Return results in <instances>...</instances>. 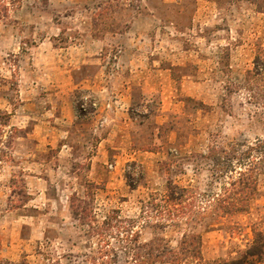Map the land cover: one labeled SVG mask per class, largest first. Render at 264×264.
Wrapping results in <instances>:
<instances>
[{"label":"rangeland","instance_id":"rangeland-1","mask_svg":"<svg viewBox=\"0 0 264 264\" xmlns=\"http://www.w3.org/2000/svg\"><path fill=\"white\" fill-rule=\"evenodd\" d=\"M189 232L200 261L152 264H264V0H0V264Z\"/></svg>","mask_w":264,"mask_h":264},{"label":"trees","instance_id":"trees-1","mask_svg":"<svg viewBox=\"0 0 264 264\" xmlns=\"http://www.w3.org/2000/svg\"><path fill=\"white\" fill-rule=\"evenodd\" d=\"M249 180H250V178H249ZM240 181H242V180L240 179ZM231 185L233 186L234 184L231 183ZM186 191H188V189L186 187H182V189H180V191H173V192L171 189L169 196L177 199V198L183 196V193H185ZM224 194H225V196H223V197H220V195L217 194L218 197L215 196L214 200L216 201L215 205L216 204L220 205L222 202H224L225 204L227 203V205H225V204L222 205L223 207H225L226 211L246 210L245 206H247V201L250 198H252L251 193H247L243 189H239V188H237L233 192L230 191L227 194L225 192ZM168 211H172V210L170 209ZM175 214H178V213H176V212L172 213V215H175ZM132 239H135L134 235H133ZM199 243H200V241H199V237H198L197 233L196 232L195 233L189 232L188 234H185L183 239L181 240V242H180L181 245H180L179 250L171 251V249H169L167 247H165L163 249L164 245H162V249H160L158 246L149 245V247L147 248L148 251L145 254H136L134 256L135 257V263L134 264H143L145 261L152 264V263H155L156 261H159V260H161V261L162 260L163 261L170 260L169 256L161 257L163 254L162 255L161 254H154V250H158V251H161L164 253H166V252L172 253V255L175 256L173 260H175L176 262H182L187 257L193 258V260H196V261H200L202 258V255H201V248L199 246ZM193 260H190V261L192 262Z\"/></svg>","mask_w":264,"mask_h":264},{"label":"crops","instance_id":"crops-1","mask_svg":"<svg viewBox=\"0 0 264 264\" xmlns=\"http://www.w3.org/2000/svg\"><path fill=\"white\" fill-rule=\"evenodd\" d=\"M62 106H64V105H62ZM54 107L55 106H53V105L51 107H49V111H53L54 112L52 115H54L56 119L61 118L60 114H56V110H58V109H53ZM73 114H74L73 113V109L69 106L68 109H67V116H68V118L69 119H73ZM50 121L51 120H49V122ZM51 125H53V124H51ZM62 131H64V127L62 128ZM57 132H58V130H57ZM66 148H67V144H63L62 146H60L59 152L63 151Z\"/></svg>","mask_w":264,"mask_h":264},{"label":"built area","instance_id":"built-area-1","mask_svg":"<svg viewBox=\"0 0 264 264\" xmlns=\"http://www.w3.org/2000/svg\"><path fill=\"white\" fill-rule=\"evenodd\" d=\"M80 108H81V110H83V108H84V105H82Z\"/></svg>","mask_w":264,"mask_h":264}]
</instances>
